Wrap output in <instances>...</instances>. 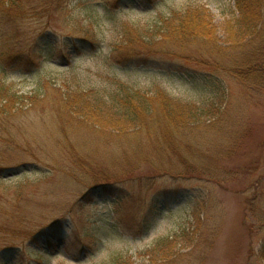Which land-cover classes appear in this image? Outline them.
Returning <instances> with one entry per match:
<instances>
[{"label":"rangeland","instance_id":"rangeland-1","mask_svg":"<svg viewBox=\"0 0 264 264\" xmlns=\"http://www.w3.org/2000/svg\"><path fill=\"white\" fill-rule=\"evenodd\" d=\"M20 2L25 18L0 15V250L18 249L12 264H264V89L209 65L228 69L252 47L234 0ZM196 12L217 46L112 57L129 35L158 41L165 21ZM191 75L221 84V98ZM119 84L200 109L188 179L131 127L90 126L115 118ZM77 94L98 106L88 124L59 119V99ZM51 229L61 238L38 245Z\"/></svg>","mask_w":264,"mask_h":264},{"label":"trees","instance_id":"trees-1","mask_svg":"<svg viewBox=\"0 0 264 264\" xmlns=\"http://www.w3.org/2000/svg\"><path fill=\"white\" fill-rule=\"evenodd\" d=\"M64 1L65 0H56L59 4ZM20 3V0L0 1V15L12 21L25 18L28 13V8L21 7ZM234 3L239 12V24H242L244 28L247 29L248 36L250 37V41L246 45L243 44L241 46L244 48L248 45L252 47L248 51L246 50L240 59H235L237 64L230 66L228 69L224 67V65L214 62H210L209 65L213 66L217 71L226 69L225 73H227V75L235 78L237 82L243 83L249 88L253 87L263 90L264 0H234ZM172 20L175 23L173 21L164 22V30L162 29L163 36L158 41L154 40L153 42H148L145 39H138L136 34L129 35L133 39H127L129 42L128 45L130 46L115 50L112 57L119 62H123L134 58L143 59L144 57H148L144 54L163 53V51H168L169 47L176 48L186 44H197L201 42L200 44H205V47L209 44L217 46L216 42L212 39L213 32L209 31V21L204 14L196 12L185 16L184 19L175 18ZM66 44L69 47V43L67 42ZM191 76V82L196 88H201L203 86L206 89L212 90L215 95L221 98L219 95V92L222 90L221 84L213 80H204L201 76ZM84 97V94H77L72 99L62 96L59 99L61 104L55 105L59 112V119L70 123L74 121L81 125L90 123L88 122L90 120L88 116H90L91 112L93 113V110L98 106L94 104L89 107L90 105L84 102ZM107 99L117 107L114 114L115 118L107 117V119L104 118L103 120L97 118L98 120H94L95 122L93 121L94 123H91L90 126L94 127L98 125L102 128L108 126L112 131L118 132L116 135L111 133L114 137H125L130 132L135 136H147L150 140V145L153 146L152 150H157L159 152L156 153L158 154L157 157L163 155L165 157L167 156V158L175 157V159L180 160V162L175 164V167L173 166V171H175V173L180 172V179L189 178L185 174H189L188 170L195 161L190 160V157L194 151L197 150V144H200V141H197L198 138L195 139L192 137L195 136L194 134L198 133L195 131V129L198 128L197 126L200 128L204 126L201 122V116L203 114L201 116L198 115L200 109L190 108L189 112L186 113L181 111L183 107H181L179 103H176L173 98L166 96V94L161 91H158L155 95H148L136 90L132 91L125 84H119L118 90L108 93ZM8 106L9 104L4 108H8ZM206 112L211 113L210 110ZM85 117L87 118L86 121H78L83 120ZM215 121L217 120H213V122ZM196 122H200V125H196ZM123 125L128 126L126 129L131 127L129 129L130 132L124 134V130L121 131L119 129ZM122 128L124 129V127ZM93 129L96 128L94 127ZM159 163L160 162L155 165V169L158 171H160L162 167V164ZM179 166L183 168L181 171H177ZM200 168L206 172L207 178H213L212 175L207 174L209 170L205 167ZM23 227L25 231L27 227L26 224H23ZM53 231L54 230L51 229V231L46 232L48 233L46 237H44L46 234H41L35 241L38 242V245L46 242V245L52 241L55 242L56 238H61L62 234L60 232ZM15 233L16 232H13L12 234ZM50 234H52V239L49 238ZM7 235L9 236V233H7ZM11 246L0 250V264H12L15 259L19 257L20 253L17 251L18 249L15 246ZM68 254L71 255L70 251H68ZM110 264H121V259L119 257L114 258Z\"/></svg>","mask_w":264,"mask_h":264}]
</instances>
